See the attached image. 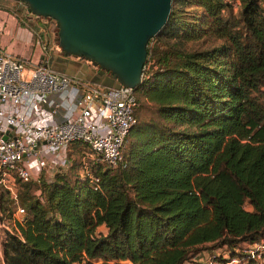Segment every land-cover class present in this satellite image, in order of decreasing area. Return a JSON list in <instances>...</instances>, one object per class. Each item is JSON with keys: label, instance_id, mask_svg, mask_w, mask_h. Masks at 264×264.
Masks as SVG:
<instances>
[{"label": "trees", "instance_id": "1", "mask_svg": "<svg viewBox=\"0 0 264 264\" xmlns=\"http://www.w3.org/2000/svg\"><path fill=\"white\" fill-rule=\"evenodd\" d=\"M263 4L172 0L165 25L146 45L135 122L121 150L125 167L93 163L91 177L78 176L87 148L74 142L65 172L38 183L10 174L24 213L10 217L14 203L0 193V212L12 221L3 264H187L204 245L226 247L228 256L214 264H264L235 250L264 237ZM185 5L196 9L188 17ZM24 10L13 11L20 24L55 42V22L45 18L55 33L49 40V23L39 30ZM160 36L220 43L159 48Z\"/></svg>", "mask_w": 264, "mask_h": 264}, {"label": "built area", "instance_id": "2", "mask_svg": "<svg viewBox=\"0 0 264 264\" xmlns=\"http://www.w3.org/2000/svg\"><path fill=\"white\" fill-rule=\"evenodd\" d=\"M237 6L232 2L233 10ZM29 30L41 53L36 62L0 48V181L13 174L21 181L38 183L44 172L50 177L65 172L67 151L74 142L87 148L79 156L81 177H91L93 163L113 170L124 168L121 150L135 122L134 90L52 71L49 47ZM5 187L14 203L13 216L21 218L24 211L16 204L15 192ZM35 195L39 196V190ZM246 246L251 257L264 262V237ZM235 263L232 258L226 264Z\"/></svg>", "mask_w": 264, "mask_h": 264}, {"label": "water", "instance_id": "3", "mask_svg": "<svg viewBox=\"0 0 264 264\" xmlns=\"http://www.w3.org/2000/svg\"><path fill=\"white\" fill-rule=\"evenodd\" d=\"M15 1L25 4L29 14L55 22L57 47L64 55L108 72L121 86L133 90L141 82L146 45L165 25L172 3V0ZM74 65L80 68V64ZM81 68L84 70L85 66ZM91 82L106 86L94 79Z\"/></svg>", "mask_w": 264, "mask_h": 264}, {"label": "rangeland", "instance_id": "4", "mask_svg": "<svg viewBox=\"0 0 264 264\" xmlns=\"http://www.w3.org/2000/svg\"><path fill=\"white\" fill-rule=\"evenodd\" d=\"M20 8L21 10H24V9L26 10L25 5H20L19 7L16 8V11ZM262 8H264V4L262 5ZM25 10H24V13L26 14L27 12H25ZM181 10L182 12H186V15H187L186 17H188L189 15L188 13H190L191 15L196 9L192 8L191 6L185 5ZM234 13L236 14L237 11H234ZM28 18L34 25L38 26L36 28H38L39 30L40 28H42L41 26H46L47 23H49L47 19L41 18V17H35V16H32L31 14L29 15ZM47 32H48L47 38L51 40V38L54 37V34H55L51 23H49V29L47 30ZM156 43L159 46V48L160 46H164V48L171 49L172 45L175 43L174 45L176 47L182 48L184 50L200 51V50L211 49L215 47L217 44H219L220 41L210 36H203L198 40H194V41L191 40V41H185L183 43H180L179 41H175L171 37L160 36L157 38V41L153 43V45H155ZM46 45L50 49L48 62H49L50 69L52 71L57 72V73L64 72L66 74L80 73V71L82 70L81 67H83V64H80V68H77L76 65H74V61L69 58V57H73L75 58L74 60L77 61L76 60L77 57H74L72 55H68V56L64 55L62 51L58 49L56 41L55 42L47 41ZM92 67L94 68H92L91 77L95 81L103 83L104 85L108 87L117 88L121 86L108 72L103 71L102 69L96 66H92ZM68 155H69V159H68V165H69L70 164L69 162L73 160L75 154L73 152H69ZM73 172L76 173L78 176L82 174L79 165H78V168L75 169ZM43 177L45 179H50L52 176L50 177L49 172H44ZM15 183L16 181L13 180L10 176H7L4 182L0 181V193L6 196L8 200H11L12 205H13V200H12L11 193L5 186H10L12 191L15 192ZM11 203L8 201H5L3 204L4 208H7L9 212L13 210V207H11ZM244 207L248 208L246 204ZM8 216H9L8 212H5V213L0 212V264H3V260L1 256V243L4 239L5 233L7 232V230L10 229L12 225V221L9 219ZM10 217H12L14 220L20 219L19 216H16V215L13 216V213L11 214ZM246 247H247L246 244H244V245H241V248L238 247L235 250L236 252L240 250L244 251ZM202 248L203 250L197 252V254L194 255L193 258L190 259L187 264H189V262L194 263V264H209V263L214 264L213 260H215L214 259L215 257L218 256L219 258H222V257L225 258L228 256L227 249L224 246H216L213 248V245H204L202 246ZM94 263L98 264L99 262L95 261ZM108 264H113V262H108ZM120 264H131V263H128L126 261V262H121Z\"/></svg>", "mask_w": 264, "mask_h": 264}, {"label": "crops", "instance_id": "5", "mask_svg": "<svg viewBox=\"0 0 264 264\" xmlns=\"http://www.w3.org/2000/svg\"><path fill=\"white\" fill-rule=\"evenodd\" d=\"M17 7L15 0H0V48L34 63L41 53L34 45L30 27L20 24V20L13 13Z\"/></svg>", "mask_w": 264, "mask_h": 264}, {"label": "flooded vegetation", "instance_id": "6", "mask_svg": "<svg viewBox=\"0 0 264 264\" xmlns=\"http://www.w3.org/2000/svg\"><path fill=\"white\" fill-rule=\"evenodd\" d=\"M71 60L74 61V64H83V67L85 66V69L84 70H81L80 73L76 74V73H73V76H76V77H79L81 78L82 80H85V81H88V82H91L93 80V78L91 77V72H92V67L90 64L80 60V59H77V61H75L73 57H69ZM64 73V72H62ZM66 74V73H65Z\"/></svg>", "mask_w": 264, "mask_h": 264}]
</instances>
